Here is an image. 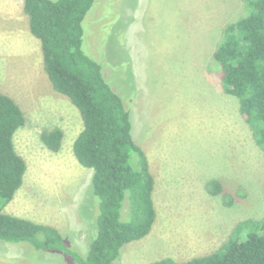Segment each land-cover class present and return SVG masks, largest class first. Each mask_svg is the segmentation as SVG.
Returning a JSON list of instances; mask_svg holds the SVG:
<instances>
[{
  "label": "rangeland",
  "instance_id": "374dc122",
  "mask_svg": "<svg viewBox=\"0 0 264 264\" xmlns=\"http://www.w3.org/2000/svg\"><path fill=\"white\" fill-rule=\"evenodd\" d=\"M243 6V0H95L87 12L82 48L102 65L105 80L130 112L133 139L154 178L151 231L124 244L113 264L207 255L238 223L264 217V152L237 98L222 90L212 58L223 27ZM16 47L18 42L5 46L0 40V66L6 71L14 66L1 71L0 91L11 95L25 116L13 141L26 171L3 211L56 229L84 254L88 235L96 231L98 201L91 169L72 153L82 120L46 77L23 68L17 72L26 57H4L3 50ZM52 127L64 133L55 152L40 140ZM131 164L138 167L135 154ZM212 179L221 188L215 195L206 187ZM120 218L131 219L127 196ZM244 236L242 231L239 237ZM0 264L73 262L59 252L0 241Z\"/></svg>",
  "mask_w": 264,
  "mask_h": 264
},
{
  "label": "trees",
  "instance_id": "16d2710c",
  "mask_svg": "<svg viewBox=\"0 0 264 264\" xmlns=\"http://www.w3.org/2000/svg\"><path fill=\"white\" fill-rule=\"evenodd\" d=\"M94 1L23 0L29 30L40 43L47 79L56 92L69 98L82 120L72 153L81 166L91 169L90 187L98 201L96 231L88 235L84 254L56 229L3 211L26 171L13 141L26 120L16 101L0 92V241L59 252L73 264H113L122 246L145 237L156 218L154 178L145 153L133 139L130 112L105 80L102 65L82 48L83 20ZM243 3V13L223 27L212 58L219 65L222 90L237 98L253 139L264 152V0ZM63 135L61 128L52 127L41 132L40 140L55 152ZM133 154L138 167L131 164ZM206 187L213 195L221 191L213 179ZM126 196L131 219L122 221ZM242 231L245 236L240 238ZM148 264H264V217L238 223L230 238L207 255Z\"/></svg>",
  "mask_w": 264,
  "mask_h": 264
},
{
  "label": "crops",
  "instance_id": "0c3cea01",
  "mask_svg": "<svg viewBox=\"0 0 264 264\" xmlns=\"http://www.w3.org/2000/svg\"><path fill=\"white\" fill-rule=\"evenodd\" d=\"M0 40L5 46L6 42H18V48L3 49L4 57L18 54V57H26L25 64L20 63L19 67H17L18 69L15 68L17 72H21L24 69L25 73L32 74L36 78L37 74H39L40 79L45 77L47 79L43 69L40 43L29 30L28 17L23 10V0H0ZM7 47H9V44ZM13 67L9 68V70L14 69ZM9 70L6 71L0 66V73L1 71L2 73L9 72ZM16 70L12 72H16ZM0 92L5 93L3 91ZM5 94L11 97L8 93Z\"/></svg>",
  "mask_w": 264,
  "mask_h": 264
}]
</instances>
